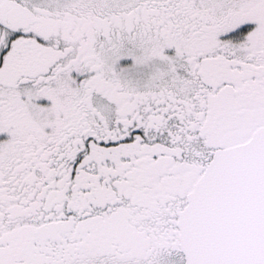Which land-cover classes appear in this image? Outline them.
I'll list each match as a JSON object with an SVG mask.
<instances>
[{"label": "snow or ice", "instance_id": "6c2138e0", "mask_svg": "<svg viewBox=\"0 0 264 264\" xmlns=\"http://www.w3.org/2000/svg\"><path fill=\"white\" fill-rule=\"evenodd\" d=\"M0 264H264V0H0Z\"/></svg>", "mask_w": 264, "mask_h": 264}]
</instances>
